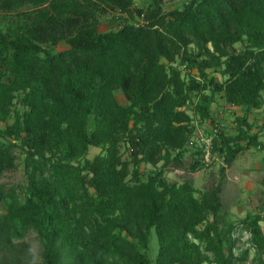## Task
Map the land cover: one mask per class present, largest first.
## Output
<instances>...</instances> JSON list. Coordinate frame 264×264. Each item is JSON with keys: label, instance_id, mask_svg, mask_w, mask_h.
<instances>
[{"label": "trees", "instance_id": "obj_1", "mask_svg": "<svg viewBox=\"0 0 264 264\" xmlns=\"http://www.w3.org/2000/svg\"><path fill=\"white\" fill-rule=\"evenodd\" d=\"M163 2L0 0V176L16 168V150L27 176L24 199L0 184V264H29L20 239L31 230L40 264L247 258V250L233 252L237 224L224 219L220 193L237 156L264 149L263 126L254 130L249 118L263 101L264 0H187L169 10ZM110 11L122 24L101 31ZM61 42L68 47L57 50ZM216 96L243 109L233 133L212 117ZM205 122L214 128L209 153L223 159L220 182L206 190L170 182L166 169L186 154L191 171L202 166L206 145L194 137ZM91 147L99 152L88 158ZM141 163L155 170L143 175ZM261 221H239L256 250L253 264H264Z\"/></svg>", "mask_w": 264, "mask_h": 264}, {"label": "rangeland", "instance_id": "obj_2", "mask_svg": "<svg viewBox=\"0 0 264 264\" xmlns=\"http://www.w3.org/2000/svg\"><path fill=\"white\" fill-rule=\"evenodd\" d=\"M187 0H164L163 5L165 10H169L173 7H181ZM136 6H146L149 0H134ZM119 13L110 11L102 17L99 29L101 31L116 29L122 24ZM68 45L65 42H61L56 46L57 50L65 49ZM241 45L238 43L234 46V49L239 50ZM193 50V48H191ZM178 63V62H177ZM177 65V64H176ZM183 69V66H179ZM184 72V71H183ZM191 74H196V70L192 69ZM210 75H213L217 81H221L222 77L218 70H209ZM263 101L260 108H252L249 113L250 121L254 122V130L259 126H263L262 135L260 139L264 142V91ZM117 99L120 103L126 104V100L120 91L116 92ZM196 101V97L192 98ZM20 107V105H19ZM210 111L215 123L219 130L224 133H233L234 130V116L242 114L243 109L238 106H233L226 103L220 96H216L215 100L210 105ZM188 112L194 117V120L198 121L197 115L193 109H188ZM213 124L205 122L198 125L196 135L197 144H208L210 142V135L214 133ZM4 123H0V128L4 127ZM194 143L189 144V149H192ZM191 146V147H190ZM123 149V147H122ZM98 148L91 147L89 149L88 158L93 157ZM18 155L16 158V168L6 171L0 176V184L4 189L14 188L20 195L21 199L27 196L26 185L27 176L24 173V155L16 150ZM127 156V153L124 154ZM191 156L186 154L181 164L173 163L165 171L166 178L172 182L176 181L181 183L185 180H191L193 185L200 189L206 190L221 180L220 167L223 165V159L217 153H208L203 158L202 166L191 171L189 165ZM201 161V162H202ZM161 162L159 163V165ZM139 169L143 175L149 171H154L155 167L151 164L141 163ZM225 176L222 179L221 187V202H222V215L227 222H234L237 224L236 229L232 233V237L236 239L233 252L238 255L244 250H247V258L240 264H253L256 258V250L250 242V233L243 229L239 221L246 217V215L260 214L264 215V149H257L250 147L247 150L241 152L233 163L226 168ZM4 205H0V213L3 211ZM262 232L264 234V221L260 222ZM19 241V240H18ZM27 245L26 254L28 257H22L29 264H40L41 262V243L35 231H29L23 239ZM158 248L157 238L152 231L151 239L147 253L151 259L156 255ZM208 264V263H203Z\"/></svg>", "mask_w": 264, "mask_h": 264}, {"label": "built area", "instance_id": "obj_3", "mask_svg": "<svg viewBox=\"0 0 264 264\" xmlns=\"http://www.w3.org/2000/svg\"><path fill=\"white\" fill-rule=\"evenodd\" d=\"M206 145V148H205V154H204V157H206V155H208L209 153V141H208V144H205Z\"/></svg>", "mask_w": 264, "mask_h": 264}]
</instances>
